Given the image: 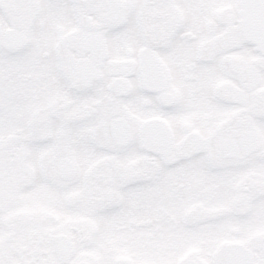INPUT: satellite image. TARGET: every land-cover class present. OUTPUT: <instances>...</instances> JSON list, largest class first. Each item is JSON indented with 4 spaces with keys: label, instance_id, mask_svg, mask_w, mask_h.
<instances>
[{
    "label": "snow or ice",
    "instance_id": "snow-or-ice-1",
    "mask_svg": "<svg viewBox=\"0 0 264 264\" xmlns=\"http://www.w3.org/2000/svg\"><path fill=\"white\" fill-rule=\"evenodd\" d=\"M0 264H264V0H0Z\"/></svg>",
    "mask_w": 264,
    "mask_h": 264
}]
</instances>
